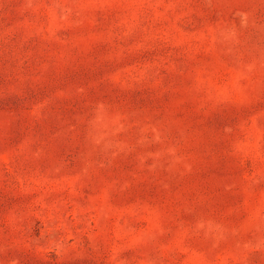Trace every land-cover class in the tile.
<instances>
[{"label":"rangeland","instance_id":"374dc122","mask_svg":"<svg viewBox=\"0 0 264 264\" xmlns=\"http://www.w3.org/2000/svg\"><path fill=\"white\" fill-rule=\"evenodd\" d=\"M0 264H264V0H0Z\"/></svg>","mask_w":264,"mask_h":264}]
</instances>
